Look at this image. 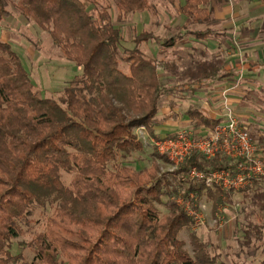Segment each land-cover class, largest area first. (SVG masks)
Segmentation results:
<instances>
[{
    "label": "trees",
    "instance_id": "1",
    "mask_svg": "<svg viewBox=\"0 0 264 264\" xmlns=\"http://www.w3.org/2000/svg\"><path fill=\"white\" fill-rule=\"evenodd\" d=\"M101 1L15 4L49 34L64 58L81 69L57 98L40 94L10 43L0 37V264H214L216 257L192 230L194 219L172 197L205 193L216 212L231 192L189 180V171L233 169L236 162L222 154L207 160L192 152L176 167L173 177L178 179L172 187L158 176L156 160L142 170L117 162L119 152L124 156L142 149L134 129L159 138L154 131L160 124L158 113L173 91L168 84L177 71L173 62L140 50L142 42L161 40L151 32L140 33L131 48H122L121 32ZM113 1L119 21L153 8L150 0ZM206 2L185 0L181 12L188 23L206 20ZM9 3L0 0V24L11 15ZM211 32L186 30L162 45L173 47L186 34L203 39ZM159 67L171 73L165 75ZM223 67L221 58H208L203 52L182 76L191 81L193 92L195 83L220 80ZM187 115L196 127L213 128L222 121L195 106ZM64 174L72 175L69 183ZM163 197L168 212L161 216L156 203ZM248 198L256 222H246L242 230L244 244L254 246L253 241H263L264 191L256 188ZM46 204L53 210L30 241L34 256L28 261L13 252L14 240L24 235L23 226L29 224L35 206ZM183 228L197 249L195 257L178 237Z\"/></svg>",
    "mask_w": 264,
    "mask_h": 264
},
{
    "label": "rangeland",
    "instance_id": "2",
    "mask_svg": "<svg viewBox=\"0 0 264 264\" xmlns=\"http://www.w3.org/2000/svg\"><path fill=\"white\" fill-rule=\"evenodd\" d=\"M16 2L17 0H10L7 8L11 15L1 22L0 37L3 41L10 43L40 94L43 97L57 98L69 81L81 73V69L74 62L63 57L60 49L54 44L46 31L40 29L31 20L26 19L17 10ZM151 2L155 3L154 8L158 12L157 15L151 14L152 11L137 12L127 15L120 21L117 19L118 12L113 0H103L100 5L108 8L115 26L119 28L122 35V48H131L134 45V37L142 32L156 34L161 37V40L151 39L142 42L139 46L140 50L148 57L173 62L176 65V77L184 78L182 74L185 69L192 66L196 60L201 59L197 52L186 48V46L203 48V44L199 41L190 40L191 38L187 36L185 37L187 38L186 45L177 43L172 49L164 47L162 43L173 35L179 27H174L177 22L167 21L166 16L161 14L167 10L174 15L177 10L176 7L167 4L163 6L165 0H151ZM238 47L241 48L239 44ZM236 56H239V59L243 61L242 54H236ZM158 71L164 72L161 67L158 68ZM168 73L171 72L168 71L165 75ZM166 80V77L162 79L163 82H166ZM168 85L173 88V91L169 92L162 100L157 118L160 124L155 126L154 131L158 132L159 136H167L182 129L194 130V123L188 117L187 110L191 106L202 107L203 100L201 96L203 97L208 91L198 90L191 93L189 86L184 85L183 82L180 84L171 82ZM184 94H187V97L180 98ZM193 94L197 95L192 96ZM170 104H173V108L169 107ZM134 131L136 138L142 144V149L124 156L119 152L117 162L128 165L134 170H142L149 167L153 160H156L159 166L158 176L170 181V187H172L178 179L173 177V174L179 164L173 167L172 162L156 151L152 145L153 141L150 140L152 137L148 135L145 129L138 128ZM154 152L158 154V157L154 156ZM109 169H111V164H109ZM71 178L72 175H63L65 183H69ZM251 193L252 190L250 189L233 192L230 198L225 196V203L217 208V210L220 209L224 221L221 227L215 223L216 212H213V200L209 199L205 193L197 196L195 204L200 210L202 218L200 222L194 221L192 230L196 232L197 237L202 242L206 243V251L211 256L216 257V263L214 264H264V234L263 241H253L254 246L244 244L242 225L248 221L256 222L254 214L251 213L252 207L248 198ZM180 195V193H177L172 197L175 202ZM166 200L167 197H163L161 203H156L161 216L168 212L164 206ZM52 210L53 207L49 204L35 206L32 215L29 217V224L23 226L24 235L14 240V253L22 254L28 261L32 260L34 254L30 241L43 230L45 219L51 214ZM178 237L184 241V248L189 254L195 257L197 249L190 239L188 230L186 228L181 229Z\"/></svg>",
    "mask_w": 264,
    "mask_h": 264
},
{
    "label": "crops",
    "instance_id": "3",
    "mask_svg": "<svg viewBox=\"0 0 264 264\" xmlns=\"http://www.w3.org/2000/svg\"><path fill=\"white\" fill-rule=\"evenodd\" d=\"M184 3L185 0H165L162 4L176 7L177 11L174 15L167 10L161 14L166 16L167 21L177 22L174 27L177 26L179 29L173 35L185 34L186 30L195 32L211 30V34L203 39L193 34H186L185 37H190V40L203 44V48L194 46H186V48L197 52L200 58L205 52L208 58L214 56L224 61V76L220 80L194 84L195 90L191 93L198 90L208 91L203 97L201 96L203 106L198 108L211 118H221V122L225 120L226 108L234 109L232 111L241 121L242 127L248 131L264 162V0H207L204 7L208 16L206 20L197 23H188V18L182 14L181 7ZM151 4L153 5L151 14L157 15L155 3L151 2ZM185 37L177 43L186 45ZM238 44L241 46L240 49ZM236 54H242L243 61ZM172 80L174 84L183 82L190 89L191 81L186 77H175ZM195 95L197 94L192 96ZM186 97L187 94L180 96V98ZM169 107L173 108L172 104ZM206 129L213 128L195 126L192 131L204 134ZM150 140L153 141L154 138ZM256 188L264 191V175L237 191L251 189L253 192ZM230 192L229 198L236 191Z\"/></svg>",
    "mask_w": 264,
    "mask_h": 264
},
{
    "label": "built area",
    "instance_id": "4",
    "mask_svg": "<svg viewBox=\"0 0 264 264\" xmlns=\"http://www.w3.org/2000/svg\"><path fill=\"white\" fill-rule=\"evenodd\" d=\"M153 146L161 156L173 163V167L182 163L192 152L202 154L207 160L222 154L236 162L233 169H215L207 173L192 167L188 174L189 180H203L206 188L225 192L237 191L264 175V162L257 151V146L250 139L248 131L242 127L239 118L228 107L225 120L213 129H206L204 134L182 129L174 136H160L154 139ZM192 200H197L194 193H190L187 199L180 195L176 203L194 221L200 222L202 218L200 210ZM223 222L218 209L215 213V223L221 227Z\"/></svg>",
    "mask_w": 264,
    "mask_h": 264
}]
</instances>
